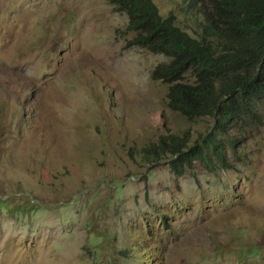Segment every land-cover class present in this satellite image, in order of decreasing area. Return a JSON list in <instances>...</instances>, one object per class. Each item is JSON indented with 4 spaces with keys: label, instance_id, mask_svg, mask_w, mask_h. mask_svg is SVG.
<instances>
[{
    "label": "rangeland",
    "instance_id": "rangeland-1",
    "mask_svg": "<svg viewBox=\"0 0 264 264\" xmlns=\"http://www.w3.org/2000/svg\"><path fill=\"white\" fill-rule=\"evenodd\" d=\"M192 33L176 0H152ZM105 0H0V264H264V120L170 109L162 55ZM211 133L228 167L144 148Z\"/></svg>",
    "mask_w": 264,
    "mask_h": 264
},
{
    "label": "trees",
    "instance_id": "trees-1",
    "mask_svg": "<svg viewBox=\"0 0 264 264\" xmlns=\"http://www.w3.org/2000/svg\"><path fill=\"white\" fill-rule=\"evenodd\" d=\"M128 17L127 32L136 47L168 59L153 79L168 87L171 110L189 119L215 118L216 133L226 135L235 123L264 120V0H176L191 24L184 31L175 15L164 18L152 0H105ZM218 131V132H217ZM216 133L191 143V135L170 134L148 144L150 162L170 159L176 176L196 163L228 167Z\"/></svg>",
    "mask_w": 264,
    "mask_h": 264
}]
</instances>
